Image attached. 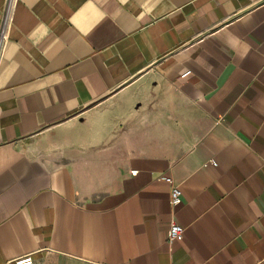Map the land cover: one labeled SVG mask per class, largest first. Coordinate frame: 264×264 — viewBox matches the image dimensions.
Segmentation results:
<instances>
[{
	"label": "crops",
	"instance_id": "1",
	"mask_svg": "<svg viewBox=\"0 0 264 264\" xmlns=\"http://www.w3.org/2000/svg\"><path fill=\"white\" fill-rule=\"evenodd\" d=\"M3 23L0 264H264V0H0Z\"/></svg>",
	"mask_w": 264,
	"mask_h": 264
},
{
	"label": "built area",
	"instance_id": "2",
	"mask_svg": "<svg viewBox=\"0 0 264 264\" xmlns=\"http://www.w3.org/2000/svg\"><path fill=\"white\" fill-rule=\"evenodd\" d=\"M5 23L0 29V39L4 36ZM216 165V163H214ZM135 172V171H134ZM163 181L171 186V203L178 206L182 203V190L176 185L170 176H164ZM184 235V227L176 221H173L169 228V239L171 241L181 240ZM15 264H36L32 254H26L15 259Z\"/></svg>",
	"mask_w": 264,
	"mask_h": 264
}]
</instances>
